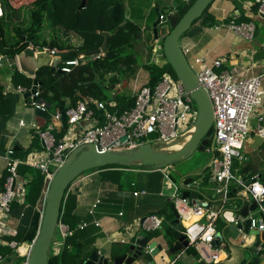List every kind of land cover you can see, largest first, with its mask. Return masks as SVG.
<instances>
[{"label":"crops","instance_id":"obj_1","mask_svg":"<svg viewBox=\"0 0 264 264\" xmlns=\"http://www.w3.org/2000/svg\"><path fill=\"white\" fill-rule=\"evenodd\" d=\"M29 1L8 0L16 9L27 5ZM175 1L121 0L125 20L132 22L140 29L141 39L129 52L134 56L129 61V69L120 74L107 75L104 78V85H101L97 79L94 81L101 90V100L89 96L77 101V103H86L88 110L93 112L89 120L77 125L70 126L66 120L60 119V113L77 104L72 105L69 99L64 101L65 110L47 107L46 112L50 115V119L37 116L35 108L31 104L32 98L25 95L32 89L35 78L27 77L21 73L17 65V55L10 59L0 52L2 57L0 62V188L8 175L9 160L4 154L7 151H12L11 159L22 162L17 170L16 198L11 204L9 214L3 221H0V264H17L19 262L21 264L22 262H18V260L26 259L29 247L32 245L24 240L26 230L35 212H39L40 216L43 213L48 184L38 170L23 164L31 154L44 149L36 128L44 130L46 127L52 126L55 141H59L68 134H71L72 138L78 137L84 128L93 125L96 121L101 122V112L96 107L98 102H103L106 110L111 113L118 114L131 109L136 92L141 87L149 85L151 75L148 67H161L166 63L162 52V43L159 42L161 39L163 40L164 35H158V27L157 37L153 33L152 25L157 18L155 10L157 9L159 15L164 16L166 15L164 10L168 6L172 5V8L175 9L177 2H180ZM173 13L174 11H170V14ZM208 14L210 21L207 26L202 27L201 22H198L191 25L185 32L186 34L181 36V48L189 50L190 59L196 56L202 57L210 67L213 61L221 60L220 68H213L217 73L226 71L238 79L262 76L261 89L264 90V20L257 15L253 0H214L209 6ZM232 19H235L236 22H253L258 29L256 36L248 41L225 28L214 29L215 26L228 23ZM13 21L15 22L16 19ZM14 26L15 24H12L9 28L10 32L6 33L7 40L11 42H13L12 30ZM53 35V31L46 29L43 37L49 42ZM62 42L76 48L80 45L81 40L77 35L69 33L67 38L62 39ZM33 48L35 51H40L48 47ZM52 49L61 52L55 47ZM136 55L141 57V62H138ZM100 57L103 56L95 58ZM15 64L16 67L13 68ZM18 87L24 89L25 92L19 93ZM56 113H58V119L53 117ZM259 118H264V102L255 110L251 118L250 128L252 130L259 124ZM178 148L179 146L173 147L171 150ZM243 154L246 159L238 162L235 174L241 181L243 178L250 180L255 175L261 179L264 176V139L258 138L251 132L244 143ZM207 167L208 165L201 172L196 171L193 175L181 178L179 182L186 178H192L193 182L190 183L189 190L195 191L201 198L196 201L223 211L221 218L215 224L216 236L219 237L216 238L218 242L215 243L220 251L221 262L219 264H249L255 257H258L259 264H264V238L261 237V233L255 235L256 230H247L243 225L237 228L232 224L233 217L238 213L232 204L235 201L239 202L241 197L244 199L242 205H248L251 201L242 191H236L234 194L233 190L238 186L233 185L228 202L222 203L214 196L213 186L209 184L208 179L207 184L205 181L194 180L195 177L203 174ZM245 167L247 170L241 171ZM165 171L168 174L167 170ZM40 176L42 182L38 181ZM129 176H135L136 179H128ZM35 178L38 181L36 184ZM172 180L171 182H173ZM163 188H165V182L161 172L156 169H140L137 165L131 169H106L79 176L70 184L66 197H72L71 200L75 205L73 214L78 224H87L85 229L77 230L82 232L81 241L86 245L85 248L91 252L104 249L107 255L118 257L126 254L131 245L136 246L138 240L143 241L146 238L147 244L155 242L162 246V251L151 260L141 256L131 264H200L193 246L188 242L187 245L184 244V241L177 245L178 239L184 234L173 224L174 217L170 219L171 221L165 218L162 228L158 231L145 232L137 228L136 223L145 216H159L164 212L162 204L164 196H160V193L165 190ZM142 190H145L147 194L138 197L133 195L134 191ZM97 201L98 203H96ZM166 201L169 202L170 198ZM72 202L70 201V203ZM252 216L254 215L252 214ZM161 217L163 216L161 215ZM164 225L181 234L172 247H169L164 238ZM61 241L58 239L60 251L57 254L61 252L65 242ZM258 246L260 251L256 252L255 249ZM125 247H127L126 250H124Z\"/></svg>","mask_w":264,"mask_h":264},{"label":"built area","instance_id":"obj_2","mask_svg":"<svg viewBox=\"0 0 264 264\" xmlns=\"http://www.w3.org/2000/svg\"><path fill=\"white\" fill-rule=\"evenodd\" d=\"M187 3L195 0H176ZM256 5V13L264 20V0H253ZM164 16L160 15L162 21ZM225 28L227 31L239 36L242 39L251 41L254 38L256 25L253 22H236L235 19L228 23L215 26L218 30ZM34 49V48H33ZM184 55L189 54L188 49H183ZM41 51V50H40ZM51 50V54H55ZM95 58V57H94ZM2 57L0 56V62ZM188 60L190 68L193 70L199 86L207 93L213 109L212 140L208 142L207 151L212 152V158L208 164L210 169L209 184H211L214 196L222 201L228 202L232 186H242V192L252 202H255L257 217L250 212L247 217H243L239 211L233 217V226L240 228L246 219L250 221V230H256L264 234V185L260 178L255 175L246 186L239 176L233 172L234 161L245 160L243 149L244 143L251 132L258 138L264 139V118H259V124L252 130L250 128L251 118L257 108L264 102V90L261 89L262 76H253L238 79L229 72L217 73L213 68H220L222 61L215 60L212 66H207L202 57H193ZM80 64L75 58L60 67L62 73L69 74L73 66ZM39 88V87H38ZM30 95L32 106L43 112L47 110V104L39 100V89ZM19 93L25 92L18 87ZM193 100L184 86L179 82H174L168 74H164L159 82L153 87H141L135 94L134 106L121 113H111L106 110L103 102L96 103L97 109L101 112V122L84 128L78 137H71L68 134L59 141H55L52 133L53 127L48 126L44 130L36 128L44 149L41 152L31 154L23 164L38 170L49 184L57 170L65 163L67 157L76 149L88 145L95 147L98 153L124 152L136 150L144 144L152 147H164L166 149L178 142L184 134L190 131L179 133L180 126L184 128L187 119L195 120L196 108L193 107ZM65 120L68 125H77L89 120L93 112L88 110L86 103L78 102L76 106L68 108L65 112ZM58 119V113L53 116ZM153 143V145H151ZM8 163V175L0 188V221L9 214L11 204L16 198L15 186L19 162L11 159L12 151L6 154ZM165 190H173L170 201L179 215L180 223L183 225V234L187 242L193 246L198 256V261L203 264H219L221 262L220 251L216 246V221L223 214L222 209H214L209 204L200 203L194 199H184L181 194L184 190L190 189V184L183 186L181 180L179 184L171 182L168 174L163 176ZM255 185H259L262 191L255 190ZM145 190L134 191L135 197L146 195ZM160 196H164L163 192ZM98 203V201L96 202ZM95 207V205H94ZM164 219L157 215L145 216L136 223L137 228L145 232H154L162 228ZM87 227L86 223H80L76 228L70 229L60 221L57 224L58 236L64 242L77 230ZM14 246V244H12ZM31 246L29 247L30 251ZM28 251V254H29ZM50 251L57 254L60 249L58 242L51 245ZM256 252L260 251L258 246ZM27 258L21 264H27ZM1 260V257H0Z\"/></svg>","mask_w":264,"mask_h":264},{"label":"trees","instance_id":"obj_3","mask_svg":"<svg viewBox=\"0 0 264 264\" xmlns=\"http://www.w3.org/2000/svg\"><path fill=\"white\" fill-rule=\"evenodd\" d=\"M82 1L83 0H30L27 5L16 9L8 0H0V52L10 59L14 58L15 55L19 54L29 45L39 49L55 47L61 52L72 50L76 55H80L101 46L104 38L99 32L109 33L108 51L105 56L95 59H83L81 61L82 63L80 62L79 65L72 67L69 74L50 72L49 68H42L37 71L35 79L37 82H40L38 99L45 102L50 108L65 110V99L71 100L72 105L76 104L79 99L89 96L101 100V90L94 81L97 79L101 82V85H104V78L107 75L120 74L129 69V61L134 58L133 53L129 52L141 39L140 29L132 22L125 20L124 7L121 0H85V6L79 9ZM188 8L189 6L186 3L177 2L174 13L164 15V17L166 16V18L175 25ZM208 9L209 7L192 25L196 22H201L202 27L207 26L210 21ZM13 19H16V21L14 22ZM12 24H15L12 30L14 34L12 38L13 42L8 41L6 37V33L10 32L9 28ZM46 29L54 33L49 42L43 37ZM170 30L171 28H169L167 32H164V34L163 31H158V35L163 34L166 36ZM69 33L77 35L81 40L80 45L76 48L65 45L62 42V39L67 38ZM23 39L25 41H23ZM67 42L69 41L67 40ZM61 66L62 65H60V67ZM148 69L151 75L148 86L151 88L159 82L164 74H172L175 76L167 63L161 67L150 66ZM175 78L177 79L176 76ZM238 162V160L234 161V173L239 165ZM134 166L135 165L121 167L117 165H107L105 167L86 171L85 173L106 169H131ZM137 166L140 168L153 169L141 165ZM246 170V167L241 169V171ZM194 180H200V176L195 177ZM38 181L42 182L41 176L40 178L38 177ZM38 181L35 178V184ZM260 181L264 185V176L261 177ZM68 188L65 191L61 203L59 221L74 230L78 222L73 214V207L75 205L74 202H72L73 200H71L72 197H66ZM70 201L72 203H70ZM232 205L237 211L241 207V204H238L237 201ZM161 214L159 215L160 217ZM171 218L172 215H170V219ZM40 223L41 216L39 212H35L26 230L24 240L32 244L38 235ZM163 229L164 238L169 247H172L173 243L181 234L166 225H164ZM81 235L82 232L75 231L72 237L65 240L59 254L54 255L53 252L50 251L48 254V264H83L91 251L85 248L86 245L81 241ZM126 249L127 247L124 248V250ZM19 261L23 262L24 260L21 259L18 260V262ZM249 264H259L258 257L253 258Z\"/></svg>","mask_w":264,"mask_h":264},{"label":"water","instance_id":"obj_4","mask_svg":"<svg viewBox=\"0 0 264 264\" xmlns=\"http://www.w3.org/2000/svg\"><path fill=\"white\" fill-rule=\"evenodd\" d=\"M213 1L214 0H195L194 2L188 1L186 3L189 6L188 10L175 25H173L167 18L160 21V15L156 9L155 14L157 18L152 25L155 37H157L158 25L166 23L169 28H171L162 41L163 56L179 82L189 93V96L193 100L196 108V118L190 128L187 140L184 144L179 145V141L172 144L170 146L172 148H169V150H166L164 147L155 148L148 144H144L136 150L124 152L98 153L92 145L74 150L67 157L65 163L57 170L49 184L41 216L40 228L36 239L31 245L27 258V264H48V254L50 252L56 227L59 222L60 207L65 191L74 180L86 171L105 167L107 165H117L121 167L141 165L143 167L160 170L180 161L189 159L196 152L204 149L205 136L211 132L213 127V109L207 93L199 86L198 80L188 64L187 57L183 53L179 39L191 27L193 22L202 16L204 11ZM83 7L84 0L79 6V9H82ZM257 32L258 29H255L254 37ZM99 33L104 39L101 46L95 50H91L80 55H76L72 50L67 52H56L52 55L51 47L41 51H35L32 46H28L17 54V65L21 73L33 79L35 78L37 71L42 68H49L50 72L61 74L62 71L60 70V65L73 61L75 58L83 60L86 58L106 55L108 51L109 33ZM23 41L25 40L23 39ZM15 67L16 64L13 68ZM39 86L40 83L34 79L32 89L25 95L30 96ZM35 113L39 117L47 120L50 119V115L47 112L35 109ZM60 119L62 121L65 120L64 112L60 113ZM177 146H179L177 150H171L173 147ZM242 181L243 186H246L249 183L247 178H243ZM192 182V178H186L182 184L183 186H186ZM14 186L15 184L13 185V188ZM242 190L243 187L238 186L235 190H233V193L235 194L236 191L241 192ZM181 197L189 199L190 201L192 199H201L200 195H198L195 191L190 190H184ZM238 201V204H241L238 211L243 217H247L250 212L255 211V202L252 201L248 205H242L244 201L242 197L239 198ZM170 210L174 217L173 224L176 225L179 231H182L183 228L174 204H170ZM243 226L245 229L249 230V219L245 220ZM255 235H259V232L255 231ZM261 237L264 238V234L261 233ZM216 238L219 237L216 236ZM217 240L216 243L218 242ZM181 241H184V244L187 245L185 236H181L178 239L177 245H179V242ZM161 251L162 246L157 245L155 242L147 244V239L144 238L143 241L138 240L136 242V246L131 245L126 254L118 257L107 255L106 250L104 249L98 251L94 250L89 254L87 260L83 264H131L136 258L141 256H144L147 260H151Z\"/></svg>","mask_w":264,"mask_h":264},{"label":"rangeland","instance_id":"obj_5","mask_svg":"<svg viewBox=\"0 0 264 264\" xmlns=\"http://www.w3.org/2000/svg\"><path fill=\"white\" fill-rule=\"evenodd\" d=\"M170 11H175V9L172 8V5L171 6H168L165 10H164V13L166 15H169L170 14ZM198 22H196L195 24H197ZM194 24V25H195ZM169 29V26L164 23L162 25H159L158 26V31L162 32L163 30V34L164 32H167ZM181 40V37L179 39V42ZM160 43H162V39L159 41ZM137 56V60L138 62H141V57L139 55H136ZM187 59H189L190 61V55L188 56L187 55ZM169 75V74H168ZM172 80L174 82H177L178 79L175 78L174 75L170 74L169 75ZM193 107L195 108V105L193 104ZM184 128H182L180 126L179 128V133L185 131L186 129H189L191 128V126L193 125L194 123V119L191 120V119H186L185 122H184ZM210 140H212V132H209L206 136H205V147L202 151H198L196 152L194 155H193V158H189V159H186V160H183V161H180L178 163H175L171 166H168L167 168H163V169H160L158 170V172H161L164 176V174H167L165 170H167L168 172V176H170V179L173 181V183H178L179 180L185 176H188V175H193L194 172L196 171H199L201 172V170L210 163L211 161V158H212V152L210 151H207V148H209V145H208V142H210ZM184 143V142H183ZM182 143V144H183ZM151 145H153V143H151ZM166 150H169V149H166ZM140 169H147V168H140ZM149 169V168H148ZM209 177H210V169L207 167L204 171L203 174L200 175V180L201 181H209ZM130 178H135V176H129L128 179ZM136 179V178H135ZM207 184V182H206ZM173 193V190L171 189V191L169 190H164L163 191V195H164V199L162 198V204H163V209H164V213H162L161 215L163 216L162 218L165 220V218L167 219V216H168V219H170V215H172V212L170 211L169 209V205L170 204L169 202H167L166 200H168V198H170V195ZM252 214L254 216L257 217V212H252ZM172 219H173V215H172ZM58 230L55 231V235H54V240L52 242V245H54L55 242H58V239L59 236H58Z\"/></svg>","mask_w":264,"mask_h":264},{"label":"bare ground","instance_id":"obj_6","mask_svg":"<svg viewBox=\"0 0 264 264\" xmlns=\"http://www.w3.org/2000/svg\"><path fill=\"white\" fill-rule=\"evenodd\" d=\"M190 133V132H189ZM189 133L187 134H184L182 137H181V139L179 140V142H178V144L180 145V144H182L183 142H185L186 140H187V138H188V136H189ZM184 144V143H183Z\"/></svg>","mask_w":264,"mask_h":264},{"label":"clouds","instance_id":"obj_7","mask_svg":"<svg viewBox=\"0 0 264 264\" xmlns=\"http://www.w3.org/2000/svg\"><path fill=\"white\" fill-rule=\"evenodd\" d=\"M254 187H255V190H256L257 193H259L260 191H262V189L260 188L259 185H255Z\"/></svg>","mask_w":264,"mask_h":264}]
</instances>
